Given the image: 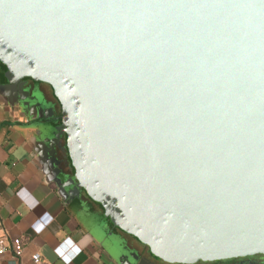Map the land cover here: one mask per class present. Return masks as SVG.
<instances>
[{"label":"water","instance_id":"obj_1","mask_svg":"<svg viewBox=\"0 0 264 264\" xmlns=\"http://www.w3.org/2000/svg\"><path fill=\"white\" fill-rule=\"evenodd\" d=\"M0 64L25 110L51 89L122 264L154 263L114 230L166 264H264V0H0Z\"/></svg>","mask_w":264,"mask_h":264},{"label":"crops","instance_id":"obj_2","mask_svg":"<svg viewBox=\"0 0 264 264\" xmlns=\"http://www.w3.org/2000/svg\"><path fill=\"white\" fill-rule=\"evenodd\" d=\"M54 128L51 107L30 114L0 87V236L8 241L21 237L23 247L19 258L5 252L0 264H35L33 254L39 255V264H64L54 248L67 240L80 249L68 264H122L121 254L107 244L101 209L83 191L74 190L71 170L62 167L57 185L43 166V146ZM23 218L35 222L21 235ZM206 264L247 263L232 259Z\"/></svg>","mask_w":264,"mask_h":264},{"label":"flooded vegetation","instance_id":"obj_3","mask_svg":"<svg viewBox=\"0 0 264 264\" xmlns=\"http://www.w3.org/2000/svg\"><path fill=\"white\" fill-rule=\"evenodd\" d=\"M7 84L8 82L4 76L2 65L0 64V87H4ZM31 86H33L34 89H32ZM23 89L27 90L30 96H35L36 101H37V104L33 105V106H36L37 111L31 108L27 110L30 114H33V113L36 114L41 109L45 110L47 106L51 107L54 110L55 128L52 133L53 136L48 140V144L45 145V147L43 146L44 148L42 152L45 151V153L50 154L52 150H54V157L57 161L60 172H61L62 167L66 166L68 169L71 170L72 175H73V170L70 167L69 162L67 161L65 137L59 134V131L61 129V121H60L61 108L58 102L54 99L51 89L49 88L47 84L34 83L32 81H27L26 84L23 86ZM9 97L14 98L13 96H9ZM41 158H43L42 155H41ZM114 233L118 234L123 240L121 242L122 247H127L130 252H135L138 255V261L145 259L147 261H151L154 264H166L162 261H156L152 259L147 251L146 246L141 244L134 237L124 234L117 230L114 231ZM238 260L244 261L247 259H238ZM196 264H206V263L199 262Z\"/></svg>","mask_w":264,"mask_h":264},{"label":"built area","instance_id":"obj_4","mask_svg":"<svg viewBox=\"0 0 264 264\" xmlns=\"http://www.w3.org/2000/svg\"><path fill=\"white\" fill-rule=\"evenodd\" d=\"M22 221L23 225L20 228V234L24 235L28 228L32 226L35 221L29 224L26 222V218H23ZM62 248L66 249V251L68 250L70 253H65V250H63ZM7 251H11L15 257L19 258L23 253L21 237H15L8 241L4 236H0V256ZM79 252L80 249L77 248V246L73 245V243L69 240L61 242L54 248V253L64 264H68L75 256L79 254ZM31 260L33 261V263L39 264V255L33 254L31 256Z\"/></svg>","mask_w":264,"mask_h":264}]
</instances>
